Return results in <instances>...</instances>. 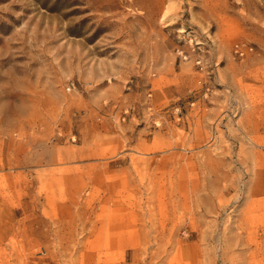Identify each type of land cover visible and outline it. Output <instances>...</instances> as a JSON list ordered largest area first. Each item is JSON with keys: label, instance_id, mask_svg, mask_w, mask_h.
<instances>
[{"label": "rangeland", "instance_id": "obj_1", "mask_svg": "<svg viewBox=\"0 0 264 264\" xmlns=\"http://www.w3.org/2000/svg\"><path fill=\"white\" fill-rule=\"evenodd\" d=\"M0 264H264V0H0Z\"/></svg>", "mask_w": 264, "mask_h": 264}, {"label": "built area", "instance_id": "obj_2", "mask_svg": "<svg viewBox=\"0 0 264 264\" xmlns=\"http://www.w3.org/2000/svg\"><path fill=\"white\" fill-rule=\"evenodd\" d=\"M252 47H245V46H235V51L234 53L236 55H238L239 57H243L249 53H252ZM196 66H199L200 70L202 71L203 70V67H202V62L200 60L196 61Z\"/></svg>", "mask_w": 264, "mask_h": 264}, {"label": "bare ground", "instance_id": "obj_3", "mask_svg": "<svg viewBox=\"0 0 264 264\" xmlns=\"http://www.w3.org/2000/svg\"><path fill=\"white\" fill-rule=\"evenodd\" d=\"M166 17H163V19H165Z\"/></svg>", "mask_w": 264, "mask_h": 264}]
</instances>
